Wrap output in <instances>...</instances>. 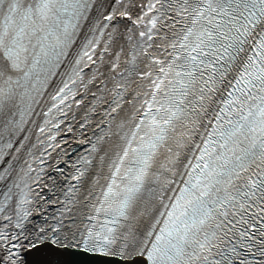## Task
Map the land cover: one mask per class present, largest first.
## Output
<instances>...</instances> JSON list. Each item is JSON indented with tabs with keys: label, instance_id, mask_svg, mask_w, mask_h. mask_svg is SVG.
Listing matches in <instances>:
<instances>
[{
	"label": "snow or ice",
	"instance_id": "1",
	"mask_svg": "<svg viewBox=\"0 0 264 264\" xmlns=\"http://www.w3.org/2000/svg\"><path fill=\"white\" fill-rule=\"evenodd\" d=\"M0 264H264V0H0Z\"/></svg>",
	"mask_w": 264,
	"mask_h": 264
}]
</instances>
